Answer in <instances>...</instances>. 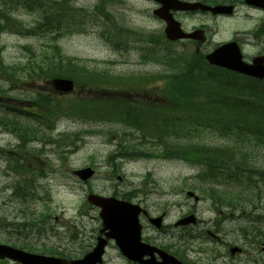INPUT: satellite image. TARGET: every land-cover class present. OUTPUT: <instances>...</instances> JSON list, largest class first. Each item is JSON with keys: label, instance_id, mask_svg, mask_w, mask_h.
<instances>
[{"label": "rangeland", "instance_id": "374dc122", "mask_svg": "<svg viewBox=\"0 0 264 264\" xmlns=\"http://www.w3.org/2000/svg\"><path fill=\"white\" fill-rule=\"evenodd\" d=\"M33 1L35 4L49 5L59 0ZM71 1L73 6L70 1L68 6L76 9V15L88 16V23L67 32L58 40V44L65 56L78 60L76 65L79 67L84 65L99 72L106 71L122 79L132 75L158 76L164 73L160 65H146L140 61L139 54H142L140 45L135 44L134 49L122 50L124 47L116 43L121 50L114 51L109 44V37L116 33L128 37L120 29L108 28L109 26L129 28L135 39H140V33L162 32L163 24L151 15L155 8L153 3L146 0ZM1 3L2 0H0V11L3 10ZM103 8L110 18L108 20L98 18L97 23H93L90 16L102 12ZM45 12L47 13L48 10L46 9ZM8 15L17 20L19 26L27 29H32L28 26H32L37 18L28 7L14 9ZM177 18L182 20L187 30L206 21L208 40L205 48L208 51L218 44L235 38L242 44V51L247 60L264 52L263 40H256L251 35L264 20V13L259 11L238 8L233 17L224 19H213L199 13L192 16L179 15ZM40 21L38 17L37 22ZM0 23H2L1 19ZM19 26L9 19L7 27L17 30ZM25 46L48 49L49 40L31 31L21 34L0 31V58L5 65L26 61L27 55L22 51ZM173 48L188 53L191 51L185 43L169 47L170 50ZM114 84V86L100 85L77 89L72 94L54 101L57 102L54 104L57 108L51 117L52 135L46 134L44 138L58 139V135L66 134L62 139H58L62 141L70 136L69 141L61 144L60 148L30 144L27 148L37 153L23 155L18 149L16 139L0 130V149H4L3 153L8 152L6 156H0V243L7 240L10 242L8 245L14 244V247L23 244L34 254L55 255L51 252H64L70 257L82 255L94 245L100 229L98 210L86 203V196L89 193L103 197H111L113 194L119 197L128 195L129 201L143 207L149 216L158 217L162 213L165 215L160 232L150 228L146 219L141 216L142 237L149 238L151 243L159 246L176 245L179 242L181 249L187 248L185 257L190 264H264V253L258 248L257 242H245L239 233L244 224L248 222L257 224L258 215L252 208L261 205L257 201L259 198H264L263 186L259 187V195H256V198L254 195L252 197V194L248 196L252 197L250 199L252 208L241 204V201L236 202L235 206L241 204V210L230 213L226 219L222 214L219 216L215 213L210 202L203 197L200 185L205 181L196 176L199 172L198 166L164 158L112 160L108 164L109 162L106 161L108 154L115 150L119 138L129 141L137 149L149 148L147 152L152 153H156V150L152 147V143L141 138L140 133L129 131L130 129L120 124L100 121L98 117H93L92 112L78 116L79 110H74L72 106L89 98L112 101L128 99L142 106L150 105L154 100L160 101L157 90L155 91L152 84L142 86L138 81H117ZM0 87H4L0 91V96H4L5 89L7 94L12 89L19 90L20 93V91L28 92L29 89L37 86L30 80L22 79L17 85L3 84L0 81ZM43 89L48 90V85H43L40 91ZM12 92L9 95L15 96ZM122 132L129 134L130 137H124ZM71 133L75 134L72 136ZM207 143L222 144L223 141L210 137ZM250 152L251 165L264 170V145ZM236 157L239 158V153ZM9 165L12 167L10 169L12 172L8 169ZM16 166L20 168L14 169ZM87 167L95 171V175L88 182L82 183L72 175L73 171ZM29 171L36 172L37 177L33 178V188H31L33 192L27 191L29 196L26 200L30 207L27 209V206L19 205L17 201L21 199L17 195L12 198V194L13 189L27 188L23 185L26 178L32 180ZM212 181L233 183L225 179L221 181L206 178L208 186ZM188 189L196 190L193 191L199 196V202L196 203L185 195ZM241 193L243 194L244 191ZM33 194L35 196H32ZM33 213L36 217L32 215ZM190 213L197 218L195 226L174 227L175 222ZM16 215L25 217L27 215L37 221L31 226L21 228V231L11 230L10 225L17 223ZM40 215L44 217L38 220ZM45 218H47L46 223L39 222ZM207 231L216 233L218 240L209 237ZM201 233L202 237L196 239L195 237ZM188 234L194 238L186 240ZM198 246L205 252L197 251ZM233 246L241 248V253L230 256L229 249ZM171 250L174 251V248ZM0 264L17 263L0 261ZM103 264H127V262L114 244L109 243Z\"/></svg>", "mask_w": 264, "mask_h": 264}, {"label": "trees", "instance_id": "16d2710c", "mask_svg": "<svg viewBox=\"0 0 264 264\" xmlns=\"http://www.w3.org/2000/svg\"><path fill=\"white\" fill-rule=\"evenodd\" d=\"M223 1L226 0H209V2ZM68 4V0L51 2L49 5L35 4L33 0H2L3 10L0 11V19L6 27L10 19L9 11L26 6L41 21L38 23L36 18L32 29L25 31L50 39V34L60 33L63 26L71 25L84 17L76 15V9H72ZM100 14L105 15L103 9ZM113 37L124 43L128 40L121 33ZM128 42L131 43L130 40ZM136 42H140L143 46L141 48L143 62L160 65L164 70L161 75L142 76L138 79L142 86H147L148 83L153 86L156 83L161 84L160 101L138 107L128 101L125 102V107L122 105L112 107L108 104L93 105L92 102L79 101L72 108L79 110L78 116L84 115L85 112L97 113L101 120L114 121L130 129L129 131L138 132L141 138L152 143V147L156 150V153H152L147 152L149 148L137 149L129 141L119 138L115 150L108 154L106 159L108 164L112 160L126 161L139 158L185 161L200 169L199 179L205 181L200 185L204 197L211 200L215 206L228 211L236 208L234 206L236 202L248 198L257 187L258 181L264 179V171L256 170L250 163V151L264 145V82L253 81L211 67L201 56L195 54L176 53L173 49H169L172 45L166 42L161 34H142ZM39 55L36 57L32 54L27 62L14 67L6 66L0 58V78L16 81L27 77L47 81L53 77H66L76 83L77 89H85L101 76V73L79 67L73 60L67 59L60 54L54 44L51 45L50 51H41ZM39 106L41 112L37 114L38 122L33 125L13 123L5 114H0V120L7 119L5 122L13 123L10 124V129L20 139L21 146L27 143L26 140H43L46 136L44 125L47 129L51 128L48 120L57 107L53 106L51 110V100L47 97L39 98ZM47 110L49 112H46ZM122 133L124 137H130L129 134ZM207 137H216L223 143H207ZM68 141L62 142L64 144ZM237 153L239 158L236 157ZM18 168L20 166L14 169ZM31 176L34 178L37 174ZM206 178L232 181L235 184L230 183L232 186L245 188L247 196L235 188H221L217 185L206 187ZM31 184L32 181L26 178L23 187L27 188L14 189V196L17 195L21 201L27 199L29 196L27 191L33 192ZM256 193L259 195V192ZM254 197L256 198L255 193ZM121 198L129 200L128 195H122ZM262 202L264 198H259L257 203L261 206L256 205L255 208L260 210L258 219L263 223H260L261 226L252 225L248 228L251 235L260 243L264 242V203ZM32 215L36 217L35 213ZM40 217L44 216L40 215L38 220ZM33 220L37 221V219ZM22 247L24 248V245ZM56 255L71 258L64 252H58Z\"/></svg>", "mask_w": 264, "mask_h": 264}, {"label": "water", "instance_id": "95a60500", "mask_svg": "<svg viewBox=\"0 0 264 264\" xmlns=\"http://www.w3.org/2000/svg\"><path fill=\"white\" fill-rule=\"evenodd\" d=\"M161 5L153 14L162 19L166 26L164 29L165 36L170 41L182 38H194L197 33L184 34L179 23L174 21L170 11H209L212 14H231V7L216 6L206 7L201 4L183 3L177 0H152ZM247 3L264 8V0H247ZM211 65H216L237 71L239 73L264 78V57L254 59L252 65H247L241 61L240 51L235 43H230L217 48L213 53L206 57ZM52 85L55 90L67 93L72 90V83L67 80H53ZM82 181L88 180L93 176L94 171L90 168L74 172ZM188 196H193L188 193ZM89 203L100 209L99 218L102 229L100 234L103 237L97 239V243L92 251L87 253L83 258L78 260H64L54 257H46L27 253L12 247L0 244V259H10L20 264H101V257L108 240H113L120 253L129 261L139 264H182L165 252L151 247L141 242V226L139 224V215L141 208L138 205L129 202L120 201L115 198H103L96 195L87 197ZM196 200V198H195ZM145 214V212H143ZM162 216L152 219L151 223L160 228ZM195 223L193 216L179 221L176 225H187ZM237 250L232 249L231 253ZM154 253L160 256L161 261L157 262ZM144 256H150L147 261H142Z\"/></svg>", "mask_w": 264, "mask_h": 264}, {"label": "flooded vegetation", "instance_id": "af4514ba", "mask_svg": "<svg viewBox=\"0 0 264 264\" xmlns=\"http://www.w3.org/2000/svg\"><path fill=\"white\" fill-rule=\"evenodd\" d=\"M202 26H206V24H203ZM204 31H205V33H206V29L205 28H202ZM148 241H149V238L147 239ZM150 242V241H149Z\"/></svg>", "mask_w": 264, "mask_h": 264}, {"label": "bare ground", "instance_id": "6f19581e", "mask_svg": "<svg viewBox=\"0 0 264 264\" xmlns=\"http://www.w3.org/2000/svg\"><path fill=\"white\" fill-rule=\"evenodd\" d=\"M106 105V104H105ZM130 108V107H129ZM93 109V108H92ZM119 109V108H118Z\"/></svg>", "mask_w": 264, "mask_h": 264}]
</instances>
